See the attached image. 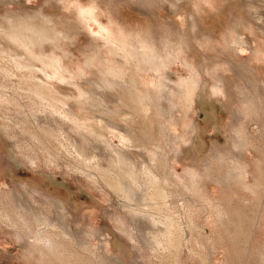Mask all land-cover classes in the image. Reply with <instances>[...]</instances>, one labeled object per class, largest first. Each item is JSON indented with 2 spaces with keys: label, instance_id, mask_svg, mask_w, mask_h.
<instances>
[{
  "label": "rangeland",
  "instance_id": "rangeland-1",
  "mask_svg": "<svg viewBox=\"0 0 264 264\" xmlns=\"http://www.w3.org/2000/svg\"><path fill=\"white\" fill-rule=\"evenodd\" d=\"M169 2L179 3L0 0V264H113L105 253L123 252L128 264L135 258L144 264H264V0H181L177 13ZM18 16L29 27L10 19ZM32 28L48 37L38 32L40 42L31 46L9 38ZM143 52L154 54L152 68L141 63ZM114 79L121 90L115 102L98 92ZM167 88L182 104L172 110L175 122L155 102ZM115 114L132 144L146 140L135 155L142 161L140 184L124 183L136 191L144 184L149 193L154 176L168 178V215L187 228L194 222L203 237L195 232L182 247L150 244L129 212L136 203L81 169L72 146L81 131L92 142L99 135L123 147L118 133L98 122ZM176 134L191 136L179 142ZM228 148L239 150L236 162ZM113 167L108 161L101 166ZM191 170L199 172L198 185ZM227 171L236 173L232 178ZM181 191L195 201L188 198L187 209ZM17 192L35 203L65 201L62 215L82 208L88 217L80 214L73 230L63 232L58 222H39L38 215L49 220L50 210L19 209ZM137 206L145 214L151 210ZM159 231L151 237H161Z\"/></svg>",
  "mask_w": 264,
  "mask_h": 264
},
{
  "label": "bare ground",
  "instance_id": "bare-ground-1",
  "mask_svg": "<svg viewBox=\"0 0 264 264\" xmlns=\"http://www.w3.org/2000/svg\"><path fill=\"white\" fill-rule=\"evenodd\" d=\"M179 1V3H170V6L173 7V11L175 13L180 12L181 11V5L180 2L181 0H177ZM158 3V2H157ZM183 5V4H182ZM185 9H189L187 6L184 7ZM190 16V15H189ZM259 20L262 21V16H257ZM6 18V17H5ZM8 18V17H7ZM264 18V17H263ZM10 19L14 20L17 19L15 24L19 25L20 27H29V22L24 21L22 17L18 16L17 18L15 17H11ZM264 20V19H263ZM15 21V20H14ZM31 24V23H30ZM40 25V24H39ZM188 27V26H187ZM190 27V26H189ZM262 27V26H261ZM263 28V27H262ZM18 29V28H17ZM34 33L32 34L33 31H31L30 34L27 33V35L21 34L20 32H15V34H12L11 36H9V38L11 40H15V39H19L21 42L27 44V45H35L38 42L39 38L35 37V35H42V37H48V34H44L42 33L41 30H36L35 28H32ZM187 29V28H186ZM27 30V29H26ZM1 31V30H0ZM3 31V30H2ZM46 33V32H45ZM5 34V33H4ZM4 35L1 34L0 37H3ZM8 36V35H7ZM8 38V37H6ZM38 38V39H37ZM42 39V38H41ZM184 40V39H183ZM189 40V44L191 46L190 51L195 53V49H196V45L195 43L190 39V36L188 38ZM181 40H179L180 42ZM245 41V40H244ZM119 43V42H118ZM186 43V42H185ZM2 44V42H1ZM0 44V45H1ZM10 45V44H8ZM8 45L5 44V46L8 47ZM183 45V44H182ZM188 46V45H187ZM10 47V46H9ZM126 47V46H125ZM185 47V46H184ZM198 47V46H197ZM188 48V47H186ZM51 49V48H50ZM10 50V48H9ZM12 51V50H10ZM187 51V50H186ZM189 51V53H190ZM39 52V51H38ZM124 52V51H123ZM14 53V52H13ZM147 53V51H146ZM19 55V54H18ZM141 55V54H140ZM13 56L12 52H10V54L8 53V58L10 59V57ZM16 56V55H15ZM32 56V55H31ZM142 56V55H141ZM153 56V57H151ZM150 55H146L143 52V60H141V63H150V68H152V64L155 63L154 61V54ZM12 59V58H11ZM36 59V58H35ZM34 59V60H35ZM39 59V58H38ZM161 60V59H160ZM13 61V60H12ZM143 61V62H142ZM14 62V61H13ZM17 62V61H16ZM37 62V61H35ZM125 62V61H124ZM43 63V60H42ZM45 63V62H44ZM18 64V63H17ZM48 64V63H47ZM46 64V65H47ZM24 64H21V66H23ZM45 65V67H46ZM147 65V64H146ZM163 62H159L158 63V70L162 71L164 69L163 66ZM18 66V65H17ZM28 66V65H27ZM43 66V65H42ZM138 66V65H137ZM148 66V65H147ZM155 66V65H154ZM24 67V66H23ZM31 70L32 67L29 66ZM55 68V66H53ZM149 68V66H148ZM163 68V69H162ZM47 69V68H46ZM30 70V71H31ZM44 70V69H43ZM42 70V72H43ZM168 72V71H167ZM51 74V73H50ZM52 75V74H51ZM163 75V74H162ZM103 77V76H102ZM168 77V76H167ZM194 79V78H193ZM117 80L114 79V81L112 80V82L110 81L108 84L110 85L109 87H106V83L105 84H100L99 88H98V92L99 94L106 98L108 96L112 97V101L115 102L116 98L119 97V92L121 91L119 89V87L115 84ZM106 82V81H104ZM96 83V82H95ZM187 84V82H186ZM160 85V84H159ZM47 88V87H45ZM163 88V87H160ZM165 88V87H164ZM195 88V87H194ZM96 89V88H95ZM162 90V89H160ZM91 91V90H90ZM59 93V92H57ZM60 94V93H59ZM94 94V93H93ZM160 94V93H159ZM171 93L169 92V89H164L161 92V95L158 96V99L155 101L156 103L160 104L161 106V110L162 113H164L166 116H170L169 119L174 121V114L175 112L172 114V110H174V106L179 107L180 103H177L176 101L173 102V98H171L172 95H170ZM89 95V94H88ZM188 95V94H187ZM248 95V94H247ZM150 96V95H149ZM244 96V94H243ZM57 97V96H56ZM151 97V96H150ZM245 97V96H244ZM57 99V98H56ZM81 99V98H80ZM83 99V98H82ZM81 99V100H82ZM60 100V98H59ZM76 100V99H75ZM84 100H86L84 98ZM89 100V98H88ZM101 100V98L99 99ZM118 100V99H117ZM189 100V98H188ZM77 101V100H76ZM192 102V100H190ZM79 102V101H78ZM83 102V101H82ZM93 102H96L95 99L93 100ZM113 102V103H114ZM87 103V102H86ZM111 103V104H113ZM187 105L189 103V101L186 102ZM93 103H91L92 105ZM149 103H146V105L148 106ZM192 104V103H191ZM189 104V105H191ZM114 105V104H113ZM111 105V106H113ZM116 105V104H115ZM114 105V107H115ZM182 105V104H180ZM186 105V108H188ZM188 105V106H189ZM94 106V105H92ZM185 106V104H184ZM183 107V106H182ZM191 107V106H190ZM189 107V108H190ZM101 108V107H100ZM113 108V107H112ZM111 108V109H112ZM180 108V107H179ZM110 109V110H111ZM176 109V108H175ZM178 109V108H177ZM183 110V109H182ZM181 110V111H182ZM186 110V109H184ZM112 111V110H111ZM189 111V110H188ZM184 112V111H183ZM182 112V113H183ZM187 111H185L184 113H186ZM190 112V111H189ZM236 112V111H235ZM180 113V112H179ZM183 113V114H184ZM133 114V113H132ZM181 114V113H180ZM189 114V113H188ZM243 114V113H242ZM241 112L237 113V117H241L242 116ZM111 115V114H109ZM118 114H115V116H104L103 119H99L98 122H100V127H102L103 129L106 128H110L111 131L113 132H117L118 136H120V138H122V145L123 147H111L109 142H105V138L102 136L97 135V138H94L96 140V142H92L90 140V138H88L85 133H83L81 131L80 136H74V141L72 142V146L74 148V150L77 152L78 156L81 158L83 166L81 165V169L85 170L86 173H91L92 176L89 177L92 180H98L101 181L102 183H104L105 185H107L106 187H109V189H112L113 191H115L116 193H120L122 191L123 194H125V198L126 199H130L131 201L134 202V204L136 203V207L134 208V206H132V203L129 205V212L131 213V215L133 216V221L135 222L136 225V229L137 232L139 234V236L148 241L149 243L151 241H154L157 245L159 246H164L167 245V243L169 245H177V246H184V244H189L190 243V239L191 237H193V239L196 237L194 236L195 232L199 233V236L203 237V231L200 229L199 226H197L194 222H191V226L189 225V229L184 225L182 226V222L179 221V216H176L177 219H174V215L171 217V215L169 216L168 213L171 210V195H170V189H169V179L164 178L163 181L165 182L164 184L168 185V187L163 186L162 184V179L157 176H154V180L152 182H150L149 187H150V192L148 193V187L145 186L144 184H142V188H140V191H136L134 189V187H132L131 183L130 186H127L124 181L122 180V178H127L129 180H131L134 184L135 183H139L140 179L139 176L142 173L141 168H140V164L142 161H140L135 155L138 152L139 149H142L141 144L142 142L146 141L144 139V141H141L137 144H132V140L130 139V137H132L131 133H126V131L128 130L127 126H125L122 122H119L117 119ZM173 115V116H172ZM182 115V114H181ZM186 115V114H184ZM178 117V116H177ZM180 117V116H179ZM187 118V116H186ZM177 119V118H175ZM188 119V118H187ZM193 119V117H192ZM243 119V117H242ZM128 120V119H127ZM130 120V119H129ZM169 120V121H170ZM180 120V119H179ZM183 120V117H182ZM185 120V119H184ZM175 122V121H174ZM180 122V121H179ZM180 124V123H179ZM187 124V122H186ZM192 124V123H191ZM83 125V124H82ZM189 125V124H187ZM80 127V126H79ZM78 129L80 130L81 127ZM105 127V128H104ZM83 128L85 129L86 132H90L89 134L93 133V128L91 125L86 124L83 126ZM185 128V127H184ZM189 129V127H188ZM190 129H192V126L190 127ZM130 130V129H129ZM187 130V129H186ZM76 131V130H75ZM74 131V133H75ZM172 131V130H171ZM169 131V132H171ZM185 131V130H184ZM183 131V132H184ZM194 131V130H193ZM129 132V131H128ZM191 134L189 136L193 137V132L191 131ZM181 134V132H180ZM179 134V135H180ZM185 134V132H184ZM189 134V133H187ZM79 135V134H77ZM177 135V134H176ZM174 135V136H176ZM117 136V137H118ZM188 136V138H189ZM94 137V136H93ZM185 136H178L177 135V140L183 141ZM187 138V139H188ZM92 139V138H91ZM168 140H173V137L171 136V134H168L167 137ZM186 139V140H187ZM176 140V139H175ZM185 140V141H186ZM135 142V141H133ZM167 142V141H166ZM170 143V142H168ZM173 143V142H172ZM171 144V143H170ZM145 146V145H144ZM176 146V143H175ZM185 146H187L185 144ZM231 147V146H230ZM237 148V147H236ZM229 149V148H228ZM182 150L184 151V149L182 148ZM225 150V149H224ZM239 151V150H238ZM238 151L233 148L229 149V152L226 153L228 156L232 157L233 160H238L239 157V153ZM133 152V153H132ZM180 152V151H179ZM222 152V151H221ZM225 153V152H222ZM181 154V152H180ZM185 154V153H184ZM196 154V153H194ZM217 153L215 152V155ZM219 154V152H218ZM217 154V155H218ZM221 155V154H220ZM225 155V154H223ZM241 155V154H240ZM184 156V155H183ZM219 156V155H218ZM197 157V156H195ZM169 158V157H168ZM219 158V157H218ZM222 158V157H221ZM78 159V158H77ZM149 159V158H148ZM240 159V158H239ZM194 160V159H192ZM196 160V158H195ZM194 160V161H195ZM223 160V159H222ZM112 162V165L114 166L113 168L115 169L114 172H110V169H102L101 166H106V162ZM200 161V160H199ZM207 162V161H206ZM205 162V163H206ZM227 162V161H225ZM201 163H203L201 161ZM208 163V162H207ZM144 164V163H142ZM240 164V163H239ZM80 168V167H79ZM111 168V167H110ZM206 169V168H205ZM204 171V170H202ZM201 171V172H202ZM190 175H192L191 177L195 179L194 183L196 185H198V179L196 178L198 173L197 171L191 170L189 171ZM227 176L228 177H232L233 175H235L236 171H227ZM202 174V173H201ZM205 174V171H204ZM90 175V174H89ZM203 175V174H202ZM237 175V174H236ZM200 176V175H199ZM236 177V176H235ZM151 178V177H150ZM200 178V177H199ZM202 178V177H201ZM233 178V177H232ZM231 178V179H232ZM191 179V178H190ZM221 179V178H219ZM229 179V178H228ZM192 180V179H191ZM130 181V182H131ZM193 181V180H192ZM221 181V180H220ZM140 184V183H139ZM181 195L184 197L183 202L181 204V208L184 209L186 208L185 206H189V201L194 204L195 201L193 198L188 197L187 200L185 198V194L181 191ZM181 196V197H182ZM16 202H17V206L19 209H25L26 207H32L33 210H35V212L37 211L38 213H40L39 209L40 207H43V209L45 208L46 210H50L49 213H51L52 215L48 217L49 220H45L46 218H43L41 215H38V219L40 220L39 222L42 224H49V223H53V222H58L59 225L61 226V228H59L61 231H63L62 229H66V231H72L74 228V220L75 219H79V215L81 214L83 217H88V213L85 212V209L78 210V209H74V211L71 213L70 216H66V215H62V211L63 210H67V205L65 201H61L59 199H52V203L49 205H46V203L44 204L42 202L41 203H35L33 202V200L30 197H25V195L23 193L17 192L16 193ZM31 201V202H30ZM122 203V202H121ZM24 206H23V205ZM143 204V205H147L149 206V208H151V210H149L146 214L142 213L141 210H139L140 208H137V205ZM24 207V208H23ZM128 207V206H127ZM132 207V208H131ZM98 208V207H96ZM72 209V208H71ZM131 209V210H130ZM187 209V208H186ZM26 210V209H25ZM24 210V211H25ZM57 210V211H54ZM40 211V212H39ZM186 212V211H185ZM191 212V211H190ZM189 212V213H190ZM45 213V212H44ZM48 213V211H47ZM178 214V213H177ZM184 215H186L184 213ZM23 217V216H22ZM63 217V218H61ZM185 217V216H184ZM183 218V217H182ZM61 219V220H60ZM87 219V218H86ZM107 219V218H106ZM121 220V219H119ZM124 220V219H123ZM109 221V220H108ZM113 225H115V223H119V224H123V221H115L114 219L112 220ZM185 224V223H183ZM58 225V224H57ZM56 227V226H55ZM203 227V226H202ZM155 228H159V233H161V237H159L158 235H155L153 238L151 237V231H154ZM65 231V233H66ZM177 231V232H176ZM64 232V231H63ZM76 233V230L74 231ZM198 236V235H197ZM198 236V237H199ZM34 237V236H33ZM193 241V240H192ZM191 241V242H192ZM151 244V243H150ZM124 254V252H123ZM122 253L118 254L116 256H111L109 254L105 253V257H107V260L110 261L113 264H128L126 257H124ZM130 264H144L142 262V260L140 258H135L133 261L130 262Z\"/></svg>",
  "mask_w": 264,
  "mask_h": 264
}]
</instances>
